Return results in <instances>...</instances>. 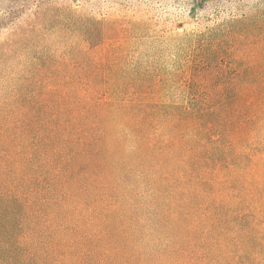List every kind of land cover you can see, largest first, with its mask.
Returning a JSON list of instances; mask_svg holds the SVG:
<instances>
[{
    "label": "trees",
    "instance_id": "16d2710c",
    "mask_svg": "<svg viewBox=\"0 0 264 264\" xmlns=\"http://www.w3.org/2000/svg\"><path fill=\"white\" fill-rule=\"evenodd\" d=\"M0 1V264H264V0L184 33L148 0ZM96 199L170 259L88 237Z\"/></svg>",
    "mask_w": 264,
    "mask_h": 264
},
{
    "label": "rangeland",
    "instance_id": "374dc122",
    "mask_svg": "<svg viewBox=\"0 0 264 264\" xmlns=\"http://www.w3.org/2000/svg\"><path fill=\"white\" fill-rule=\"evenodd\" d=\"M201 1L204 3L210 2L208 0H148V6L146 8L149 13L152 16H155L161 23V28L171 33L206 31L207 26L209 27L216 23V9H213L212 3H210L209 6L206 5V7H204V5L200 4ZM256 1L257 0H225L224 3L218 5L217 13H219V17H221L220 20L228 18L231 14L240 15L249 10ZM80 4L83 5V3ZM8 5H12V3H3L0 1V18L5 15L8 10L7 8L9 7ZM101 6L104 7V5ZM17 7L18 6H16V8ZM6 21L3 22L0 20V31L5 30ZM14 62L19 61L16 59ZM3 86V83H0V88ZM91 204L92 206L88 207L84 203L80 207V210L82 211L81 215L85 216L82 220L81 229H88V237L94 236V232H100L99 235L102 237L105 236L104 239L107 237L106 235L108 232L104 229V226L96 224L97 218L94 217V215L100 216L106 221L117 222L122 231L117 233L115 239L128 243L130 247L134 249L138 259L146 262L151 254L160 258L170 259L168 242L155 232V225H153L152 220H147L148 216L146 213H143L139 218V223L146 224L145 234L143 230H141L139 223L135 224L129 221H122L125 208L123 209L121 203L113 202L109 199H106L104 202L96 199L92 201ZM105 206H108V211L99 213L100 208ZM90 214L93 215L92 218ZM69 234L72 236L71 239H80L84 241L79 234ZM114 247L115 246H113L112 249L116 251L117 248ZM73 257L74 258H71L70 256L69 258H76V256ZM169 264L174 263L169 260Z\"/></svg>",
    "mask_w": 264,
    "mask_h": 264
}]
</instances>
